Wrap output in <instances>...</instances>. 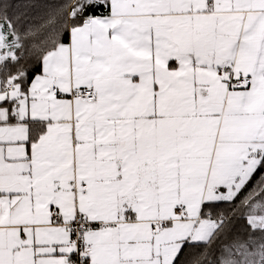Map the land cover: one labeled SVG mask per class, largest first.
Segmentation results:
<instances>
[{"label":"snow or ice","instance_id":"obj_1","mask_svg":"<svg viewBox=\"0 0 264 264\" xmlns=\"http://www.w3.org/2000/svg\"><path fill=\"white\" fill-rule=\"evenodd\" d=\"M0 264H264V0H0Z\"/></svg>","mask_w":264,"mask_h":264}]
</instances>
